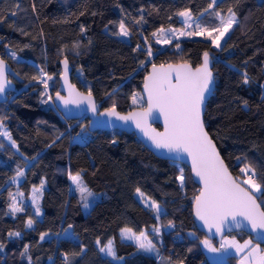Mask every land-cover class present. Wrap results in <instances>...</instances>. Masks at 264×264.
Segmentation results:
<instances>
[{"label":"trees","instance_id":"obj_1","mask_svg":"<svg viewBox=\"0 0 264 264\" xmlns=\"http://www.w3.org/2000/svg\"><path fill=\"white\" fill-rule=\"evenodd\" d=\"M210 3L0 0V56L23 77L0 102V120L30 153L29 160L0 136V244L4 245L0 264H234L232 254L221 263L205 255L200 242L205 234L196 228L191 210L198 185L185 163L155 155L133 132L90 130L84 114L64 118L51 100L43 102L48 96L40 91L41 81L33 79L40 77V69L53 73L52 94L58 61L66 57L72 65L71 80L79 88H90L101 107L127 110L134 106L130 97L140 89L151 62L186 60L194 65L208 52L215 84L203 112L205 128L235 177L241 182L240 170L249 166L264 192V0H216L214 8L231 9L237 16L219 48L204 35L179 37L165 46L152 38L160 26H182L181 10L197 15ZM120 20L129 31L128 39L116 34ZM20 91L23 99H12ZM18 169L24 175L16 186L24 195L44 180L40 217L29 205L22 212L9 213L14 188L10 178ZM74 172L80 173L89 189L100 192L88 212L82 211L81 200L70 186ZM136 188L157 202L159 213L142 204ZM256 196L264 210V197ZM29 218L34 221L31 228ZM169 221L174 227L168 226ZM69 225L71 230H65ZM122 227L144 231L154 241L155 251H144L121 238ZM158 227L160 231H154ZM10 232L20 236L10 237ZM97 239L113 241L115 259L100 252Z\"/></svg>","mask_w":264,"mask_h":264},{"label":"snow or ice","instance_id":"obj_2","mask_svg":"<svg viewBox=\"0 0 264 264\" xmlns=\"http://www.w3.org/2000/svg\"><path fill=\"white\" fill-rule=\"evenodd\" d=\"M216 3V0H212L209 5L211 8ZM181 17H185V24L188 28L192 27L188 21L192 19L190 12L183 11L178 13ZM220 16L219 13H216ZM139 22V21H138ZM237 23L236 13L231 9L228 10L227 17H220V25L217 28L209 31L207 28H201L196 24V31L185 32L179 30V35H204L209 38L215 47H220V40L225 34ZM81 31H84L81 28ZM165 30L160 29L163 33ZM173 35L177 33V29H169ZM216 32L218 35L213 37L212 33ZM117 35L127 37L129 31L126 28L123 21L119 23V31ZM153 33V36H156ZM159 43V39H157ZM170 42V41H165ZM179 47V44L176 45ZM149 56L152 55L149 47ZM13 58H16V54L11 53ZM67 59L64 60V79L67 82ZM153 71L145 82V89L148 92L147 96V109L140 112H131L127 116H122L116 112L115 105L107 110L106 114L116 116L120 120L128 121L134 120L136 127L141 128L145 135L149 136L152 142L157 148L168 149L169 152L187 153L192 160V170L195 175L203 182V188L200 195L195 198V215L199 220L203 221L208 226L209 230L215 228L217 233H223L225 227H243V221H247L253 231L262 230L258 234L264 238V210H261V206L257 203L256 193H261L264 197V192L261 190V185L254 179L255 171L249 166L242 168L240 171L244 173L247 178L238 183L228 172L227 167L224 165L223 160L220 158L219 153L216 150V146L210 139L208 133L205 131L204 123L202 120V107L204 104L205 93L209 91V85L212 82V72L209 69V54L205 52L203 54V63L195 70L188 64L180 65H168L165 68L161 65L159 68L153 64ZM40 77H33V79H39L44 88H48L47 80L44 79L47 73L43 69ZM7 68L6 62L0 59V94H3L5 88L10 83L6 76ZM173 75L175 76V83H173ZM48 80H51V76H47ZM244 83H248L245 76ZM47 95V93H45ZM51 97L44 100V103H48ZM56 99L62 101L65 106L69 104L79 105L80 103L87 102L92 111H96V104L94 102L92 91L89 88L87 94L80 93L75 90V87L69 85V93L67 97L61 96L56 93ZM132 103H137V98L133 96ZM159 110L164 115L165 130L164 132H157L155 129H151L147 126V119L152 115L153 110ZM3 121L0 120V127H2ZM0 136L7 137L12 140L11 134L8 131H0ZM15 145V141H12ZM55 143V141H53ZM250 173V174H249ZM23 171L18 170L17 176H23ZM15 179V177H13ZM70 179L75 184L76 189L80 193L81 200L84 202L83 207L87 209L89 207L88 198L94 194L87 188L79 173L75 175L70 174ZM178 179L183 185V170H180V176ZM245 185V186H242ZM43 182L40 188L33 189L32 201L36 205L35 212L40 214L39 209V196L37 193L42 194ZM140 197H144V194L140 192V189H136ZM11 195V194H10ZM22 195V194H21ZM145 204L155 209L157 213L160 212V206L150 198L145 199ZM24 209L17 205L15 196L12 197V204L10 205V211L15 214L22 212ZM237 217H242L243 221L237 220ZM34 221L29 218L27 221V227L31 228ZM169 227H174L173 223L169 221ZM71 228V225H69ZM154 231L159 232L158 228H154ZM11 236H20L19 232L8 234ZM47 233L41 235V240L44 239ZM65 235L71 238V234L67 231ZM122 235L128 240H134L139 249L147 252L155 250V245L151 240L147 238L145 232L136 234L130 228L122 229ZM97 245H100V241H96ZM205 247L210 251L216 252L217 249L212 246L210 240L205 239L202 241ZM4 247L0 244V250ZM221 249L233 247L237 252H242L244 249H249L247 255H245L241 264H247L249 258H251L252 264H264V253L258 245L253 246L252 241H245L243 245L239 244L235 240H224L221 243ZM27 247L24 251L27 252ZM100 252L106 253L113 258L116 257V252L113 248V241L109 240L107 245L100 247Z\"/></svg>","mask_w":264,"mask_h":264},{"label":"water","instance_id":"obj_3","mask_svg":"<svg viewBox=\"0 0 264 264\" xmlns=\"http://www.w3.org/2000/svg\"><path fill=\"white\" fill-rule=\"evenodd\" d=\"M203 54L201 56L200 62L197 64H194V65L191 64L189 61H186V60L170 61V62H162V63L151 62L147 67V71L145 72V74L142 77V82H141L140 89H139L141 94H142L144 103L142 105H134V106L128 108L127 110H119L115 107L116 112L122 116H127L131 112H140V111L147 109V107H148V105H147L148 92L145 89L144 85H145L147 78L150 76V74L153 71V67H152L153 64H155L157 68H159L161 65H164L165 68H167L168 65L176 66V65H180V64H188L191 66V68L193 70H195L197 67L202 65ZM0 59H3L6 62V68H7L6 76H7V80L10 81V83L5 88L4 93L0 94V102H2V101H5L7 99L8 92L15 88L16 82L22 81L23 77L10 64L9 61L4 59L2 56H0ZM65 59H67V58L61 57L58 61L59 72L57 75V85H56V89L54 90V92H52V97H51L54 107L60 112V114L64 118H77V117L84 114L88 118L87 127L90 130L117 128L120 130H124L126 132H133L135 134V136L143 143V145H145L147 148H149L155 155L160 156V157L170 158V159L185 163L189 168L191 178L198 185V190L195 193L194 198H193L192 203H191L192 217H193L194 224H195L196 228L198 230H201L205 234L206 237L213 238L216 241H219L220 238L222 237V235H224L228 232L244 231V232L250 234L251 238L253 240H255L256 242H258L260 244H264V238H262L261 235L258 234L262 230L253 231L251 229L250 225L248 224V222L243 221L242 217H237V220L243 221V223H244L243 227L237 228L233 224V226L230 228L225 227L223 233H217L215 228H212L211 230H209L208 226L205 225L203 221L199 220V218L195 215V210H196L195 198L200 195L201 189L203 188V182L200 180L199 177H197L195 175L194 171L192 170V160H191V157L187 155V153L169 152L168 149L157 148L155 146V144L152 142V140L149 138V136L145 135V132L141 128L136 127V122L134 120L124 121V120L118 119L116 116L107 115L106 114L107 110L113 106L101 107L96 102V98L93 95V93H92V96H93L94 102L97 106L95 112L92 111L91 107L87 104V102L80 103L79 105L69 104V105L65 106L62 101L57 100L56 99V93H59L63 97L68 96L69 85L74 86L76 91L83 93L85 95L88 92L84 89L79 88L71 80L72 65L68 61V59H67V61H68V64H67V82H65V79H64V69H65L64 60ZM211 65H212V59L209 55V69L212 72V82L209 85V91L205 93L204 104L202 107V120H203V112H204L206 101H207L208 97L211 95L213 88H214V84H215V77H214V73L212 71ZM173 83H175V76L174 75H173ZM155 123H157L158 125H155ZM147 126H149L151 129H155L157 132H161V133L164 132V130H165L164 115L162 113H160L159 110L154 109L152 115H150L147 119ZM204 128H205V125H204ZM205 131L208 133L206 128H205ZM208 135H209L210 139L213 141V143L215 144L216 150L219 153L220 158L223 160L224 165L227 167L228 172L231 174V176L238 183H240V181L231 172V170L228 168L227 164L225 163L224 159L222 158L214 139L210 136L209 133H208ZM242 186H245V185H242ZM257 203L260 204L258 198H257ZM261 210H263L262 206H261Z\"/></svg>","mask_w":264,"mask_h":264},{"label":"rangeland","instance_id":"obj_4","mask_svg":"<svg viewBox=\"0 0 264 264\" xmlns=\"http://www.w3.org/2000/svg\"><path fill=\"white\" fill-rule=\"evenodd\" d=\"M211 3H212V0H211ZM210 3V4H211ZM183 11H188V12H190V14H191V17H192V19L191 20H189L188 21V23L189 24H192V27L191 28H188L187 27V25L185 24V17H181L180 16V19H181V21H182V23H183V25L182 26H180V27H176V26H173V25H170V26H160V27H158V28H156L153 32H152V38H153V41H155L157 44H159L160 46H165V45H171V43H172V41L173 40H177L179 37H183V36H203V35H179V30H184L185 32H192V31H196V24L198 23L200 26H201V28H207L209 31H211L212 29H214V28H217V27H219V25H220V17L221 16H223V17H227V15H228V10L226 9V10H218V9H216V8H214L213 6L210 8L209 6H208V8L203 12V13H199V14H197V15H194V14H192L191 13V11H189L188 9H183V10H181V12H183ZM216 13H219L220 14V16H217L216 15ZM121 22V20L119 21V23ZM118 29H119V26H118ZM160 29H164L165 31L163 32V33H161L160 32ZM169 29H177L178 31H177V33L175 34V35H173L171 32H169L168 30ZM119 31V30H118ZM153 33H156L157 35L156 36H153ZM228 33V32H227ZM227 33L225 34V36L220 40V42L226 37V35H227ZM212 35H213V37H215L216 35H218V33H216V32H213L212 33ZM120 36V35H119ZM121 37H123V38H126V39H128L129 38V35L127 36V37H124V36H121ZM157 39H159V43L157 42ZM165 41H170V42H165ZM145 46L149 49V47H150V44H149V42L148 41H146V43H145ZM47 73V72H46ZM47 76H51L52 77V79L51 80H48L47 79ZM47 76H45L44 77V79L45 80H47V82L49 83V85H50V88H51V86H52V81H53V78H54V74L52 73V74H50V73H47ZM42 83V82H41ZM40 83V84H41ZM15 89V88H14ZM262 92L264 93V83H263V86H262ZM43 93V92H42ZM12 96V99H18V100H21V99H23V96H24V94H23V92L22 91H20V92H18V93H14V94H12L11 95ZM47 96L49 97L50 95L49 94H47ZM133 96H135L136 98H137V105H139V104H143V102H144V100H143V97H142V94H141V92H140V90H135V91H133L132 92V95H131V97H130V103L131 104H133L132 103V98H133ZM51 101H52V99H50ZM135 105V104H134ZM8 131V132H10V134H11V137H12V140H9L7 137V140L10 142V143H12V141H15V145H13V143H12V145L23 155V156H25L27 159H29L30 160V157H29V155H30V153L29 152H27V151H25L23 148H21L20 146H19V144H18V142H17V137H16V135L14 134V132L12 131V129H11V127L8 125V124H6L5 122H3V125H2V130L1 131ZM77 134H79V133H77ZM77 136V135H76ZM246 166H244L243 168H245ZM18 170H20V171H22V169H18ZM17 170V171H18ZM17 171L13 174V176H11V178H10V180H12L13 182V184H14V188L12 189V191H11V203H10V205L12 204V197L13 196H15V198H16V203H17V205L18 206H20V207H22L23 209L26 207V206H28L29 205V207L35 212V208H36V205L33 203V201H32V196H33V189L34 188H40V186H41V183L43 182V187H44V185H45V183H44V180H42V181H40L38 184H34V185H32V187L30 188V191H29V193L27 194V195H24L23 193H22V191L16 186L17 185V182L21 179V177L22 176H17ZM77 173H79V172H74V173H72L71 175H75V174H77ZM80 174V173H79ZM250 174V173H249ZM13 177H15V179H13ZM82 177V176H81ZM247 178V176L244 174V175H242V176H239V179L241 180V181H243L244 179H246ZM82 180H83V178H82ZM84 182V181H83ZM257 182V181H256ZM258 184H260L259 182H257ZM86 185V184H85ZM70 186H71V188L74 190V191H76L77 192V194H78V196H79V198H80V200H81V197H80V193H79V191H78V189H76V186H75V184L72 182V180L70 179ZM87 186V185H86ZM88 188V187H87ZM89 189V188H88ZM137 189V188H136ZM42 190H43V188H42ZM94 195L92 196V197H89L88 198V204H89V207L87 208V209H85L84 207H83V201L81 200V206H82V211L83 212H88L89 210H90V208H91V206H92V204H93V202L95 201V199H97L99 196H100V192H94V191H92L91 189H89ZM140 192L141 193H143L141 190H140ZM22 194V195H21ZM135 194H136V196L138 197V199L142 202V204H144L145 206H148V205H146L145 204V199L146 198H150V197H148L145 193H143L144 194V197H140L139 196V194L137 193V191L135 190ZM257 194V193H256ZM37 195L39 196V197H41V193H37ZM150 200H152L151 198H150ZM157 203V202H156ZM10 205H9V213H11V211H10ZM39 209H40V214L39 215H37L36 214V212H35V214H36V216L37 217H40V215H41V206H40V198H39ZM125 228H127V227H122V228H120V230H119V235H120V237L121 238H123V239H126V238H124L123 237V235H122V229H125ZM158 229H159V227H158ZM65 230H71L70 228H69V226L65 229ZM160 231V230H159ZM133 232H135L136 234H139L140 232H142V231H139V232H136V231H133ZM144 232V231H143ZM72 235H73V233H72ZM147 235V234H146ZM147 238L149 239V240H151L152 242H154L152 239H150V237L147 235ZM205 239H208L209 240V238L208 237H202L201 239H200V242L202 243V241L203 240H205ZM97 240H99V239H97ZM96 240V241H97ZM109 240H111V239H108L107 241H105V242H103V243H101L100 242V245H98V248L100 249V247H102V246H105V245H107V243H108V241ZM126 240H128V239H126ZM100 241V240H99ZM130 241H133L134 243H136L134 240H130ZM137 245V244H136ZM138 246V245H137ZM113 248H114V251L116 252V250H115V246H114V244H113ZM102 253V252H101ZM102 254H106V253H102ZM107 255V254H106ZM245 255H247L246 253H244L239 259L238 258H236L237 259V261L235 262V264H241V260H242V258L245 256ZM117 256V255H116ZM111 257V256H110ZM111 258H113V257H111ZM116 258V257H115ZM115 258H113V259H115ZM248 263V262H247Z\"/></svg>","mask_w":264,"mask_h":264},{"label":"crops","instance_id":"obj_5","mask_svg":"<svg viewBox=\"0 0 264 264\" xmlns=\"http://www.w3.org/2000/svg\"><path fill=\"white\" fill-rule=\"evenodd\" d=\"M224 240H235L236 242H238L241 245H243L245 243V241L251 240L252 241V245L253 246L258 245L260 250H261V253H264V249L262 248L260 243H258L255 240H253L251 238V236L239 235L236 232H228V233L222 235V237L220 238L218 243H215V242L210 240L211 243H212V246L217 248V249H220L219 251L212 252L207 247H205L204 244L202 243L203 250H204L205 255H206V257L208 258L209 261H211L213 263H221V262H223L226 259L227 255L232 254V255L236 256L235 260H234V264H235V262L237 261L236 258L239 259L244 253L247 254V252L249 251V249H244V251H242V252H237L235 250V248H233V247H228V248H225V249H221L220 246H221V243ZM154 251H152V252H154ZM247 264H252L251 258H249V262Z\"/></svg>","mask_w":264,"mask_h":264},{"label":"built area","instance_id":"obj_6","mask_svg":"<svg viewBox=\"0 0 264 264\" xmlns=\"http://www.w3.org/2000/svg\"><path fill=\"white\" fill-rule=\"evenodd\" d=\"M47 83H48V82H47ZM39 88H40V91H41V92H43V93H47V94H49L50 97H51V93H50L51 88H50L49 83H48V88H47V89L44 88V84H43V83L39 84ZM1 130H2V127H0V131H1Z\"/></svg>","mask_w":264,"mask_h":264}]
</instances>
